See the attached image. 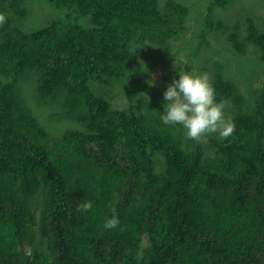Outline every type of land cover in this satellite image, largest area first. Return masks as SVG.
Returning <instances> with one entry per match:
<instances>
[{
    "label": "trees",
    "instance_id": "16d2710c",
    "mask_svg": "<svg viewBox=\"0 0 264 264\" xmlns=\"http://www.w3.org/2000/svg\"><path fill=\"white\" fill-rule=\"evenodd\" d=\"M31 1L0 0V264H264V84L219 63L204 70L202 56L217 51L216 36L230 54L264 64L257 18L230 26L239 0L204 5L191 48L201 62L188 70L211 72L235 131L201 144L136 90L123 109L103 96L129 80L135 49L181 38L187 5L48 0L67 15L33 29ZM23 88L59 110L57 124L36 117ZM85 201L92 209L77 211ZM113 209L120 224L105 229Z\"/></svg>",
    "mask_w": 264,
    "mask_h": 264
},
{
    "label": "rangeland",
    "instance_id": "374dc122",
    "mask_svg": "<svg viewBox=\"0 0 264 264\" xmlns=\"http://www.w3.org/2000/svg\"><path fill=\"white\" fill-rule=\"evenodd\" d=\"M168 0H159L160 8L165 11L166 3ZM181 2L190 9L188 21L186 23V31L182 34L179 40L173 42L163 49H153L152 51L137 48L133 51V57L129 67L131 70L128 72L130 75L129 80L124 84V87H117L109 85L107 93L103 91L104 87L97 85L100 91H103V96L116 108L123 109L128 102L126 92L128 89L136 90L137 96H142L145 100L166 104L164 100V92L167 87L172 83L175 76L181 73H189L188 69H194L201 61L193 59L191 55L192 45L199 39V28L201 19L206 14L205 7L207 0H175ZM32 2V1H31ZM30 2V3H31ZM29 3V4H30ZM205 5V7H204ZM29 17L26 21V26L29 28H38L50 22L52 19L64 17L68 12L56 9L53 5L49 4L48 0H35L28 5ZM253 16L260 22L261 27L264 29V1L259 0H239L234 3L230 14V26L235 25L237 19H241L245 23L246 18ZM219 40V41H218ZM223 38H213L212 43L217 51H206L203 58L207 59L209 68L204 70H212L216 63L224 65L228 68L233 76L237 79L243 80L242 75H248L251 78L253 88H258L264 84V64L258 62V59L251 58L256 62L255 65L250 64L246 58H238L229 53L231 49L225 46L224 42L221 44ZM250 56H257V53L250 48ZM246 72H244V71ZM211 72L208 73V76ZM244 81V80H243ZM129 87V88H125ZM118 88L124 91L118 93ZM24 95L27 97L31 110L36 117L44 124H57L60 119L59 110L43 107L46 103L43 96L38 93L34 97V91L23 88ZM181 126V125H180ZM65 123L59 122L60 130L65 128ZM182 127V126H181ZM144 243L146 239L144 238Z\"/></svg>",
    "mask_w": 264,
    "mask_h": 264
},
{
    "label": "clouds",
    "instance_id": "9594fccd",
    "mask_svg": "<svg viewBox=\"0 0 264 264\" xmlns=\"http://www.w3.org/2000/svg\"><path fill=\"white\" fill-rule=\"evenodd\" d=\"M7 22L6 15L0 13V26ZM164 92L163 115L165 125H181L185 138L201 144H207L211 134L218 133L221 139H228L235 131L232 118L225 117V103L216 101L214 87L207 73H181ZM92 202L77 204V211H90ZM120 224L113 209V215L103 225L105 229L117 228Z\"/></svg>",
    "mask_w": 264,
    "mask_h": 264
}]
</instances>
